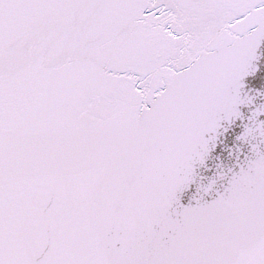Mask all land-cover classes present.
<instances>
[{
    "label": "snow or ice",
    "instance_id": "1",
    "mask_svg": "<svg viewBox=\"0 0 264 264\" xmlns=\"http://www.w3.org/2000/svg\"><path fill=\"white\" fill-rule=\"evenodd\" d=\"M0 264H264V0H0Z\"/></svg>",
    "mask_w": 264,
    "mask_h": 264
}]
</instances>
